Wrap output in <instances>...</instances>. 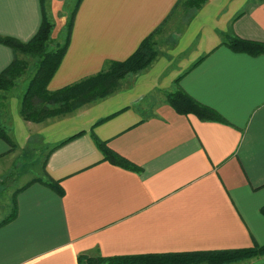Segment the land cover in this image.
Masks as SVG:
<instances>
[{"label": "crops", "instance_id": "crops-1", "mask_svg": "<svg viewBox=\"0 0 264 264\" xmlns=\"http://www.w3.org/2000/svg\"><path fill=\"white\" fill-rule=\"evenodd\" d=\"M68 1L42 0L55 38ZM176 1L82 0L47 88L127 58ZM41 7V0H0V36L28 41L41 23ZM225 33L264 42V0H208L167 56L125 78L117 92L69 114L25 122L18 97L4 94L10 113L5 130L21 150L32 137L41 150L84 133L44 157V177L58 181L62 194L40 182L18 191L16 217L0 226V264H78L82 254L145 256L264 244V54L231 51L222 44ZM13 59L0 44V72ZM180 75L178 86L225 122L171 108L166 94ZM118 111L93 133L137 170L104 161L91 137L95 122ZM8 151L0 139V162L14 154ZM234 264H264V256Z\"/></svg>", "mask_w": 264, "mask_h": 264}, {"label": "trees", "instance_id": "trees-1", "mask_svg": "<svg viewBox=\"0 0 264 264\" xmlns=\"http://www.w3.org/2000/svg\"><path fill=\"white\" fill-rule=\"evenodd\" d=\"M207 1L177 0L166 18L142 39L134 52L127 58L124 60H107L99 72L50 91L47 85L57 71L68 48L75 16L82 0H74L71 9L68 10V17L59 39L51 38L53 23L47 16L41 0L42 19L32 38L23 42L12 37L0 36V44L9 47L14 53L12 62L0 72V104H2L1 99L5 98L4 94L15 87L18 79L27 73L29 67L32 73L22 93L18 109L20 117L25 122H44L49 118L69 114L84 105L103 99L117 92L125 78L146 70L155 62L159 56L156 35L161 32L165 23L176 11L180 10L190 21ZM222 38V44L233 52L245 53L250 56L264 54V42L243 39L230 33L223 34ZM52 44H54L53 47H51ZM204 57L205 55L199 57L189 68L195 66ZM28 59L32 60L33 63L30 64ZM180 78L181 75L174 80L176 88L166 94V100L175 112L181 115L193 114L201 120L225 122L214 109L197 102L183 91L178 86ZM120 111L95 122L91 127V137L96 148L101 152L104 161L121 168L137 170L134 164L109 148L107 141L101 140L93 133L96 125L115 116ZM83 133L84 131H80L52 145L46 155ZM0 139L8 145V153L18 148L13 137L7 133L1 124ZM41 165L44 174L45 161ZM45 175L46 179L33 178L23 188L33 182H40L62 194L59 182L53 180L49 175ZM23 188L16 190L12 195L10 212L0 220V226L9 223L16 217V195ZM260 211L264 215V206ZM262 255H264V244L243 249L145 256H89L82 254L77 257V262L78 264H234Z\"/></svg>", "mask_w": 264, "mask_h": 264}, {"label": "rangeland", "instance_id": "rangeland-1", "mask_svg": "<svg viewBox=\"0 0 264 264\" xmlns=\"http://www.w3.org/2000/svg\"><path fill=\"white\" fill-rule=\"evenodd\" d=\"M73 3L74 0L68 1V10L71 9ZM67 17L68 13L66 16V20ZM189 23L190 21H188L187 16H184L180 10L176 11V13L165 23L161 32L156 35L159 56H167V52L174 49L177 40L179 39L180 35H182V33L185 31ZM53 28L51 38H55L56 36L55 33L57 30L55 28V31H53ZM62 30L63 28L61 29V31H59L60 33L55 39H59ZM53 45L54 44H52L51 47H53ZM28 62L30 64L33 63V61L30 59H28ZM31 73V68L29 67L27 73L23 75L20 79H18L15 87L10 90V95H16L19 101L21 99L22 93L24 92V89ZM10 95H6L7 99ZM1 106L2 107L0 109V119H2L3 121L1 122V126H3L4 129L7 130L10 127V124H8V118L10 113L7 111V106L3 104H1ZM34 143L35 137H32L30 143L25 147V149L21 150L18 147L15 151H13L14 154L9 156V159L5 163L3 161L0 162V220L5 218L10 212L12 195L14 194L16 189L21 188L33 178L40 177L46 179L44 177L41 164L50 147H44V149L42 147L40 150L37 146H34ZM262 256H258V258Z\"/></svg>", "mask_w": 264, "mask_h": 264}]
</instances>
